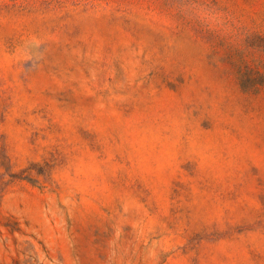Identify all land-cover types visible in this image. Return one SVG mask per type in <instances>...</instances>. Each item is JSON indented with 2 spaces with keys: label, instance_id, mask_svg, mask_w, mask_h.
<instances>
[{
  "label": "rangeland",
  "instance_id": "obj_1",
  "mask_svg": "<svg viewBox=\"0 0 264 264\" xmlns=\"http://www.w3.org/2000/svg\"><path fill=\"white\" fill-rule=\"evenodd\" d=\"M0 264H264V0H0Z\"/></svg>",
  "mask_w": 264,
  "mask_h": 264
}]
</instances>
